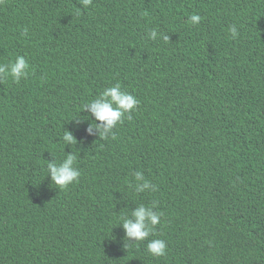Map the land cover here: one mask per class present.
<instances>
[{
  "label": "trees",
  "instance_id": "obj_1",
  "mask_svg": "<svg viewBox=\"0 0 264 264\" xmlns=\"http://www.w3.org/2000/svg\"><path fill=\"white\" fill-rule=\"evenodd\" d=\"M0 264H264V0H0Z\"/></svg>",
  "mask_w": 264,
  "mask_h": 264
}]
</instances>
